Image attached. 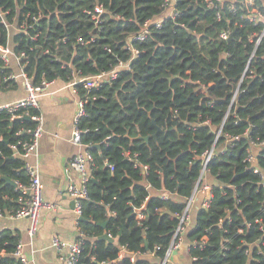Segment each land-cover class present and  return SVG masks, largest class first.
<instances>
[{"label":"trees","instance_id":"1","mask_svg":"<svg viewBox=\"0 0 264 264\" xmlns=\"http://www.w3.org/2000/svg\"><path fill=\"white\" fill-rule=\"evenodd\" d=\"M205 1L176 0L175 19L151 25L136 42L132 36L160 16L163 0H0L5 22L19 29L9 45L0 22V46L25 54L22 73L34 85L68 83L73 72H107L130 58L128 43L137 51L130 69L113 81L89 91L74 87L87 114L79 125L87 131L81 143L93 159L75 264H160L199 175L200 156L211 148L207 171L216 183L209 208L195 211L185 232L187 242H196L190 261L264 264V188L243 162L255 152L254 165L264 174V38L258 41L264 23L248 19L253 7L264 19V0H254L253 7L221 0L219 20ZM97 6L104 11L95 24ZM222 31L229 32L227 40L219 37ZM12 74L0 59V91L16 88ZM38 114L32 107L15 114L0 110V177L16 184L0 178L1 214L16 212L28 197L21 192L29 184L21 143L31 142V117ZM147 185L175 194L163 201ZM137 209L144 215L140 224ZM104 233L113 242L98 240ZM19 241L18 233L0 231V264H20L12 255Z\"/></svg>","mask_w":264,"mask_h":264},{"label":"built area","instance_id":"2","mask_svg":"<svg viewBox=\"0 0 264 264\" xmlns=\"http://www.w3.org/2000/svg\"><path fill=\"white\" fill-rule=\"evenodd\" d=\"M220 2L221 0H206L205 1V7L214 12L217 20H219L221 17V10L219 7ZM175 3H176V0H163L162 12L160 16L154 19L153 21H146L141 27L140 31L134 36H132V40L136 42L143 41L151 25L155 26L156 28H159L164 20L166 19L174 20L177 15V12L175 11ZM244 3L247 6L253 7L254 0H244ZM103 11L104 10L101 6L95 7L94 14L92 15V18L95 24L100 23V15L103 13ZM40 17L41 15L38 14L31 18V22H30L31 25H29L30 29L32 28V26L35 27ZM248 19L254 23L258 21H263L264 23V19H263V16H261L260 11L254 7L251 10V14L248 15ZM0 22H2L7 29L8 43L10 45L14 32L19 31L18 26L14 22L6 23L4 20V15L1 12H0ZM228 36H229L228 31H222L219 34V37L224 40H227ZM262 38H264V27L262 31L260 32L258 41H260ZM30 39L34 40L35 37H32ZM90 40L92 41L93 39L91 38ZM78 42L81 43L82 42L81 39H78ZM9 45L0 46V59L5 64L10 63V57H14L15 60L17 61L18 66L20 68V73L18 75H15L13 73L12 75H10L9 78L16 82L19 79H21L22 86L24 89V96L23 98L13 103L1 105L0 110L5 109L9 113L15 114L18 110L24 109L27 107L38 109L39 108L38 106L39 97L44 94L46 89L51 84H53L55 80H52L49 82L43 81L39 85H34L32 81L22 73V69L20 66V60L22 59V57L25 56V54L21 53L18 57L15 56L12 53ZM127 49L131 53L130 58L127 61H118L109 71L100 72L93 76H81L79 72H73L72 73L73 79L70 82L65 83V85L68 88H70L72 90V93L76 96V108H75V113L72 119L70 141L75 145H83L85 147L84 150L76 153L69 160L68 165H67V169L75 171L79 176V182L77 184H71L67 187V193L69 197L72 199V201L74 202L73 209H74V212L77 218L81 217L82 202L87 201L89 199L87 183L91 179L90 166L92 165L93 159L86 145L81 143V136L87 131L81 130L79 125L82 122V120L87 117V114H86V110L84 107L85 101L80 99L77 96V92L74 87L75 85H82V87L87 91L91 89H96L99 87L101 83H108L116 79L117 74L120 70L122 69L129 70L130 62L136 57L137 51L130 45V43H128ZM31 120L36 123L33 131H31L32 140L29 143L28 142L21 143V146L24 150V153L22 154V158L24 159V171L29 177V184L27 186V191L29 193V199L16 212L14 213L7 212L8 215L14 218L28 217L30 219L31 222H30V225L27 231L30 237L35 235L37 231L38 217H39L40 212L42 210H54L56 207L55 203L51 201H47L42 197V185L40 182L37 169L34 165L27 162V158L36 152L39 139L41 138L43 134V117L41 116V114L32 116ZM216 141L217 139H215V143ZM253 147H257V146H253ZM222 151H225V149H222ZM250 152L249 151L247 152V155L244 158L243 162L248 164L253 174L258 176L260 185L264 188V174L261 173L260 170L254 165L255 152H251V153ZM125 155L128 156L129 154L125 153ZM136 156H137L136 154L133 155V157H136ZM214 156H215V153H214L213 148L201 154L200 158L202 162H201V168H200L199 175L195 181L191 195L187 199L184 200V208H183L182 213L180 215H176L178 219V223L173 231L172 240L165 252V257L160 264H167V261L171 253L179 250L185 243H186L187 253L189 251L190 246L196 245V242H192V243L187 242L185 240L184 235L193 221L195 211L207 210L210 206V203L212 200L211 190H212L213 185L216 183V179L214 176H211L208 174L207 165L214 158ZM134 167L140 168L142 173H145L147 171L146 166H142L137 163L134 164ZM146 188L150 189L151 187L150 185H147ZM152 191L154 192V194L158 196V198H160L163 201H169L173 196L172 194H175L173 192H167L165 191V189H159V190L152 189ZM135 218L138 224H140L143 221L144 215L140 212V209L135 210ZM108 236L111 237L110 235ZM197 245L199 247L203 246V244L201 243ZM50 246L57 252L58 259L63 264H75L81 252V246H80L79 241H77V239L73 241H66V240H62L54 236L51 238ZM22 249H23V243L19 241L12 255L17 260H19L20 264H27L26 259L23 255ZM158 249L159 247H155V250H158ZM121 257H122V252L119 254V259ZM130 261L131 263H134L133 255L130 256Z\"/></svg>","mask_w":264,"mask_h":264},{"label":"crops","instance_id":"3","mask_svg":"<svg viewBox=\"0 0 264 264\" xmlns=\"http://www.w3.org/2000/svg\"><path fill=\"white\" fill-rule=\"evenodd\" d=\"M9 64L13 73L18 75L20 68L14 57H10ZM23 96L24 89L19 79L15 89L0 91V106L13 103ZM38 106L43 117V134L36 152L27 158V162L37 169L42 185V197L55 203L56 207L54 210L40 212L37 231L32 237L27 232L30 219L14 218L7 212L0 213V231L9 230L19 234L27 264H63L50 242L54 236L66 241H73L78 237V219L67 187L77 184L79 176L75 171L67 169V165L69 160L85 147L70 141L76 96L65 83L55 81L51 84L39 97ZM21 192L28 195L26 200L20 203L22 206L29 199V193L27 187H22ZM167 264H192L186 251V243L171 253Z\"/></svg>","mask_w":264,"mask_h":264},{"label":"water","instance_id":"4","mask_svg":"<svg viewBox=\"0 0 264 264\" xmlns=\"http://www.w3.org/2000/svg\"><path fill=\"white\" fill-rule=\"evenodd\" d=\"M229 38H230V37H229ZM157 131H158V129H157ZM137 138L140 139L141 137L138 136ZM141 139H143L144 141H147V140H148V137H143V138H141ZM1 179L4 180L7 184H9V185L15 187V182L12 181L11 179H9V178H7V177H1ZM72 204L74 205V202H73ZM77 219H78V221H83V218H82V217H78ZM97 226L103 228V227L105 226V222L97 223ZM98 240H105V241H107V242H113V239H112L111 237H109L106 233H104V234H102L101 236H99V237H98Z\"/></svg>","mask_w":264,"mask_h":264}]
</instances>
